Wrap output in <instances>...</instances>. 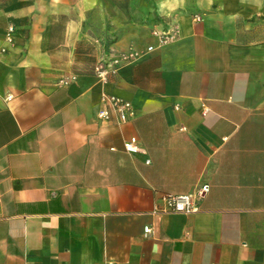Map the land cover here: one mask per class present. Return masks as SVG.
Instances as JSON below:
<instances>
[{"label": "crops", "instance_id": "1", "mask_svg": "<svg viewBox=\"0 0 264 264\" xmlns=\"http://www.w3.org/2000/svg\"><path fill=\"white\" fill-rule=\"evenodd\" d=\"M0 49V264H264V0H0Z\"/></svg>", "mask_w": 264, "mask_h": 264}, {"label": "built area", "instance_id": "2", "mask_svg": "<svg viewBox=\"0 0 264 264\" xmlns=\"http://www.w3.org/2000/svg\"><path fill=\"white\" fill-rule=\"evenodd\" d=\"M15 27L10 24L6 27L5 31V39L8 42H13V33ZM153 34L158 36L159 42L165 43L172 39L175 36L174 30H153ZM5 49H0L3 52ZM128 56L124 53L117 56L114 60H112L113 65L110 67L100 65L96 68L98 75L102 79H106L109 73H114L116 65H118L122 60H125ZM62 84H68L70 82V78H62L59 80ZM104 100L106 102L107 107L101 108L97 116L102 120H109L112 117V111L117 113L119 120H125L128 113H133V109L129 101L124 100L118 96L112 94H105ZM123 147L128 152L138 151L140 148L137 143L136 137H131L130 139L124 141ZM205 191V187H202L197 194H202ZM196 202L195 196L192 194H163L161 196V205L158 206L157 211L159 212H168V211H178V212H191L195 210ZM145 231H148V228H145ZM105 264H117L116 261L112 259H108Z\"/></svg>", "mask_w": 264, "mask_h": 264}]
</instances>
